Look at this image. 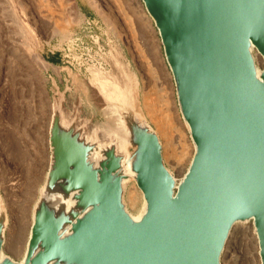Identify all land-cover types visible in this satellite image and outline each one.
Listing matches in <instances>:
<instances>
[{
    "label": "water",
    "instance_id": "water-1",
    "mask_svg": "<svg viewBox=\"0 0 264 264\" xmlns=\"http://www.w3.org/2000/svg\"><path fill=\"white\" fill-rule=\"evenodd\" d=\"M140 2L193 146L184 174L165 164L127 64L109 81L120 98L90 78L101 123L67 110L57 91L49 163L18 261L4 253L0 198V264H221L238 224L252 225L264 264V0ZM106 122L110 133L97 126ZM132 183L136 215L125 199Z\"/></svg>",
    "mask_w": 264,
    "mask_h": 264
},
{
    "label": "rangeland",
    "instance_id": "rangeland-1",
    "mask_svg": "<svg viewBox=\"0 0 264 264\" xmlns=\"http://www.w3.org/2000/svg\"><path fill=\"white\" fill-rule=\"evenodd\" d=\"M11 1L0 0V198L8 214L5 245L12 222L9 203H13V199L20 200L19 197L22 192L24 193L28 180H34V183H30V188L33 190L28 199L30 201L25 202L23 206L27 207L26 228L20 244L16 247V254L8 253L4 245V253L18 261L24 253L32 207L43 184L49 163L48 128L52 113V97L57 95V91L63 92L67 110L71 111L79 106L82 117L101 123L104 121L101 103L89 84L92 76L89 69L93 66L102 72H110L120 63V65L127 64L128 70L137 79L140 107L143 101L140 82L142 71L138 67L141 62L137 54H133V57L131 55L133 52L129 48L130 34L111 0H98L100 7L92 0H74L75 5L69 0V6L65 9L63 13L65 16L63 15L62 19L58 18L60 13L57 10L56 0H48L52 15H49L45 8L38 6V0ZM126 1L128 6L132 7L129 14L134 17L137 41L146 60L156 59L161 72L169 75L157 32L145 14L140 0ZM14 11L21 16L22 21L29 28L34 29L35 25L43 26L44 30H41L43 34L41 32L37 34L40 47H34L26 31L13 17ZM55 20L58 21L59 28L57 27V31L53 34L52 27ZM32 48L40 54L43 63H40L34 54L28 52ZM149 54L151 55L148 57ZM257 62L262 63L260 58ZM167 82L171 102L176 108L171 75L167 77ZM141 109L144 113L143 106ZM147 121L149 122L148 119ZM149 124L154 129L150 122ZM6 143H10L11 149H9L16 155L14 158L17 161L11 159L6 150L5 152L2 150V145H7ZM22 152H27L26 154L30 156L26 158L16 154ZM191 155L192 147H189L188 156L181 164L176 165L165 160V164L177 179L184 174ZM30 161H34L32 170L25 171ZM28 172L32 178H28ZM131 188L137 192L133 206L127 198ZM9 193L13 195L10 202L6 197ZM125 199L129 211L136 215L142 200L133 183L127 187ZM256 261L258 263L251 224L236 225L224 247L221 264H254Z\"/></svg>",
    "mask_w": 264,
    "mask_h": 264
},
{
    "label": "bare ground",
    "instance_id": "bare-ground-1",
    "mask_svg": "<svg viewBox=\"0 0 264 264\" xmlns=\"http://www.w3.org/2000/svg\"><path fill=\"white\" fill-rule=\"evenodd\" d=\"M70 1H73L74 5L76 4V2L74 0H70ZM111 1L114 4V7L118 12V15L122 19L123 25L127 28L128 32L130 34V39H131L130 45L131 46H129V48L132 50L133 53L130 52L131 50H129V52L131 53L132 57H133V54H137L138 59L141 62V64L138 65V67L142 71L140 73V78H141L140 82L142 83L141 97H142V101H143L142 106L144 109V115L154 127V132L156 133V135L159 139V142H160L161 154H162L164 162L166 160L167 162H174L176 165L177 164L179 165L188 156L189 147L193 148V146H192V143L189 139L185 124L180 118L179 110L177 107L174 108L173 102H171V93L169 92V90H170L169 86H168L169 83L167 82V77L170 75V73H169V75L163 74L161 72V69H160L159 64L157 63L156 59H153V58L149 59L148 58L146 60V56L143 53L141 47L139 46V42L137 41L136 32H135V28H134V24H133L134 17H133V15L131 17V14H129V11H132V7L128 6V4H127L128 2L126 0H111ZM10 2H12V1L10 0ZM92 2L96 6L100 7L98 0H92ZM73 4L71 5V7H73ZM56 5H57V10L60 13V16L58 18L62 19L61 17L64 15L63 13H64L65 9L67 8V6H69V0H56ZM38 6L45 8L47 13H49V15H52V9L48 3V0H38ZM13 17L19 23V26L26 31V34H27L28 38L31 40L34 47L35 48L40 47V40H39L37 34H39L41 32V30L42 31L44 30V29H42L43 26L37 27L38 25L37 26L35 25L34 29L29 28L22 21L21 16L16 11H14ZM57 27L59 28L58 21L55 20L54 25L52 27L53 28V34L57 31V29H58ZM44 34H45V32H44ZM28 52L31 54H34V57L40 63L44 62V60L42 59L40 54L35 52L33 48L29 49ZM150 55L151 54H149L148 57ZM258 58H260L262 61V58L259 56H257L256 61ZM154 64L156 65V67H154ZM89 71L92 74L93 81H96L98 83V85L99 84L102 85V88L104 89V93H106L107 97L112 96L114 98H120L119 96L122 95V90L114 88L116 83L114 84V86H112L110 88V82L117 79V77L112 73V71L102 72L93 66L91 67V69H89ZM109 110H112V109L109 108ZM104 114H106V112H104ZM64 119H63V121H65ZM106 125H107V122L103 123L102 125H97V126L105 128V129L107 128V130H106L107 133H110L111 129L109 126L106 127ZM122 129H123V127H122ZM121 141H122V139H121ZM120 143L121 142L119 141V146L121 145ZM6 144L7 145H2V150L4 152L6 150L8 152V155L10 156V158L14 159V161H17L14 158V156H16V155L10 151V149H11L10 143H6ZM26 153L27 152H22L20 154L16 153V154L18 156H22V157L24 156L27 158L29 154H26ZM33 158H34V156H33ZM33 162L30 161L27 163V166H26L27 170H25V171H29V169L32 168ZM24 174H25V172H24ZM27 176H28V178H30V177L32 178V175L29 172H28ZM27 176H26V178H27ZM33 181L28 180L29 183H27L25 190H23L24 193L22 192L21 197H19L20 200L13 199L14 202L11 204L9 203V206H10L9 210L11 212L10 215L12 216L11 217L12 222H11V225L9 226V229H8V235H7V241H6L5 249L10 254H16V247H17V245L20 244L22 237H23V234L25 233L26 220H27V207L25 208L23 206L25 205L24 203L28 201L31 191H33L30 188V183H34ZM40 188H39V190H40ZM12 189H14V188H12ZM39 190H38V194H39ZM7 195L8 196H6V197H7V200L9 201L11 199V197H13V195L11 196L10 193ZM127 198H128L129 203L133 206V204L137 198V192L135 191V189L131 188L128 191ZM22 200H23V202H21ZM31 214H32V211H31ZM252 233H253L254 238H255L256 252H257V258H258V263L256 261V262H254V264H260L259 254H258V246H257V238L253 232V227H252Z\"/></svg>",
    "mask_w": 264,
    "mask_h": 264
}]
</instances>
